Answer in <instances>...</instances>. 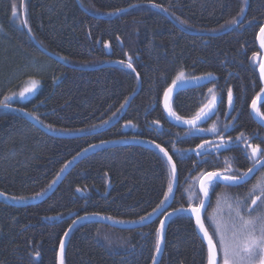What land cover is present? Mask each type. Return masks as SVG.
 <instances>
[{
    "label": "trees",
    "instance_id": "trees-1",
    "mask_svg": "<svg viewBox=\"0 0 264 264\" xmlns=\"http://www.w3.org/2000/svg\"><path fill=\"white\" fill-rule=\"evenodd\" d=\"M245 3L0 0V105L25 111L46 129L16 109H0V264H57L60 241L81 216L120 224L150 217L166 203L173 184L165 152L178 176L169 211L199 205L197 183L204 173L241 176L252 167L242 144L252 138L249 143L264 152V129L249 108L262 89L254 57L264 0H249L242 22L233 25ZM133 69L140 86L124 108L138 87ZM181 73L215 80L174 95L175 117L194 120L215 104L211 123L223 129L235 118L228 130L239 137L240 148L200 159L190 152L198 137L168 122L161 108L165 89ZM33 82L40 86L34 89ZM29 88L34 90L21 97ZM259 110L264 113V101ZM258 181L264 186V168L246 185L210 186L204 219L214 238L209 213L239 212L249 219L245 196ZM260 205L256 215H264ZM165 214L124 230L93 218L80 220L64 244L63 264H151ZM166 231L158 264H207L208 251L190 216H172Z\"/></svg>",
    "mask_w": 264,
    "mask_h": 264
},
{
    "label": "snow or ice",
    "instance_id": "snow-or-ice-1",
    "mask_svg": "<svg viewBox=\"0 0 264 264\" xmlns=\"http://www.w3.org/2000/svg\"><path fill=\"white\" fill-rule=\"evenodd\" d=\"M157 6V5H153ZM241 13H243V9H241ZM16 15V8L13 6V16ZM233 25L237 23V21L234 19L231 21ZM26 25V21H25ZM261 32H264V28H261ZM264 47V43L261 45ZM129 68L132 67L131 64L128 65ZM135 69H133L134 71ZM260 71H261V78L264 79V63L260 65ZM211 75V74H209ZM183 77V73H181L179 76H177V80H181ZM35 84V82H33ZM173 84H176V81H173ZM34 89L29 88L25 89V91L20 93L21 97H24L25 92H32ZM173 89L169 88L165 94H164V104L165 109L168 111L169 115L175 116V112L172 111L170 106V94L172 93ZM211 92L212 89H209ZM262 92H264V89H261ZM11 97H5V100H10ZM213 103H215V97H213ZM228 103L231 107L233 104V98H232V92L229 90L228 92ZM4 107H8L7 104L3 105ZM203 111V109L201 110ZM253 111L261 117V119H264V113L260 112V110L255 106V102L253 103ZM207 115V113H205ZM177 119H180L179 117H176ZM200 119L199 114L196 117V120ZM196 120H186L185 123L192 124L195 126ZM243 133H241V136ZM239 139V137L237 138ZM226 147V145H224ZM159 147V145H157ZM202 147V146H201ZM251 147V146H250ZM163 151V149H161ZM264 156V152L260 151L259 147H252V156L256 157L257 155ZM165 155L168 154L165 152ZM169 163L172 165L171 171L172 175L175 176L176 173V166L175 164H172L171 157L168 158ZM253 169L250 167L248 169V172L244 173L242 176H235V175H224L220 176L219 173H209L208 174V181L209 185L214 187L213 181L219 177L220 179L230 182V183H238V182H246V178L248 176V173H251ZM256 188H260V194L256 196L251 203L253 205H256L258 200H261V198H264V186L261 185V182H257L256 185L253 186V190ZM172 191L171 184L169 185V193ZM201 191L204 193V196H208V188L204 186L203 182L201 183ZM0 195H3L0 193ZM167 199V195L165 196ZM202 204L200 207H203ZM191 212H193L196 215L197 224L200 227V230L203 232L205 239L208 243V257H207V264H256L257 260L259 261V264H264V215H256L255 217H251L249 219H245L242 215H240L239 212H237V216L239 220L241 221V226L238 231H233L232 236L230 238H226V236L217 229L216 235L219 236V248L220 252L222 253V256L218 259V253H217V245L213 241L212 236L209 235L207 229L205 228L203 222L200 219V208H191ZM252 209H249V212H251ZM146 219V218H142ZM163 230V222H161V233ZM257 230H259V235L257 236ZM61 249H63V242H61ZM156 251L159 253L160 251V245L157 243L156 245ZM61 264H63V261L61 260Z\"/></svg>",
    "mask_w": 264,
    "mask_h": 264
},
{
    "label": "water",
    "instance_id": "water-1",
    "mask_svg": "<svg viewBox=\"0 0 264 264\" xmlns=\"http://www.w3.org/2000/svg\"><path fill=\"white\" fill-rule=\"evenodd\" d=\"M248 1V0H247ZM77 4H78V0H76ZM245 12H246V7H245ZM245 16V13L241 16V18L238 20V22L236 23L237 25H239L242 21V19L244 18ZM264 28V26L262 27ZM264 35V32H261L260 30V33L258 34L257 36V42H258V45H259V50H260V53H262V61H261V64L264 63V50H263V47L261 46L262 45V42H261V38L262 36ZM30 38L33 40L32 36H30ZM39 50L43 51L47 56H49L50 58L52 57L53 59L57 60V61H61L57 56H55L54 54H50L49 52L45 51L44 49L40 47H38ZM258 61H259V55L257 57H255V64L258 66ZM135 74V77L136 79L138 80V87L136 89V92L133 93L129 99L126 101V104L124 106V108H127L129 106V103H130V100L138 93V89H139V86H140V80H139V77L138 75L136 74V72H134ZM258 75H260V81H261V85L264 89V79L261 78V71H260V68L258 70ZM208 81H210V79H208L207 77H196V78H190V79H184L183 81H178L176 82V84L174 85L172 83L171 86H169L167 88V90L169 88H172L173 91L172 93L170 94V101L169 103L171 102V99L172 97L178 93V92H181L183 90H187V89H194L195 87H200V86H203L205 85V83H207ZM166 90V91H167ZM165 91V92H166ZM164 92V94H165ZM164 94H163V97H162V103H163V109L167 115V120L169 122H172L173 124L181 127V128H185V127H195L196 125L200 124V123H203V122H206V120L208 118H210L214 112H215V108L210 106V107H207L206 108V111L200 116V119L196 120V123H195V126H193L192 124H188V123H185V122H181L179 119L175 118L174 116L172 117L171 115H169L168 111L165 109V104H164ZM264 100V92H261V97L259 100H256L254 101L255 102V106L258 108V105L260 104L261 101ZM251 103L250 105V112H251V116L252 118H254V120L257 122V124L259 126H262L264 127V120L259 118V116L253 111V103ZM16 109L18 110L17 108L15 107H4L3 105H0V109ZM20 111V113L24 114L25 117H27V119L33 123L36 127L40 128V129H44L46 130L45 128H42L36 121L33 117H30L25 111L23 110H18ZM205 113H207V115H205ZM165 155V153H164ZM166 156V155H165ZM259 156V154H258ZM256 156L255 159L258 157ZM170 156L167 155L166 156V159L168 161V158ZM169 163V161H168ZM173 164V162H172ZM169 165L172 167V165L169 163ZM264 165V157H262V159L259 161V163H257L256 165H254L252 167L253 171L251 173H248V176L246 178V182L249 181L255 174L256 171H258V169L260 167H263ZM248 172V171H247ZM246 173V172H245ZM220 174V173H219ZM66 175V172H64L63 174H61L60 176H58L56 178V182L54 183V185L46 192V195L43 197V199H46L47 196H49L50 194L53 193V191L56 189L57 185L61 182V180L63 179V177ZM173 176V175H172ZM221 176V174H220ZM177 182H178V176H177V173H175V176H173V184H172V191L168 194V199L166 201V203L161 206L160 208H158L156 210L155 213H153L150 217L146 218L145 220L143 221H138V222H134V223H124V224H120V223H117V222H112L111 220L105 218V217H100V216H95V215H91V216H81L79 219H76L75 221H73L71 223V226L69 227V229L64 233L61 241H60V244H59V251H58V254H57V264H61V260H62V257H61V254H62V251L64 249V244L67 240V238L69 237V234L71 232V230L76 226V224L78 222H80V220H83V219H95L97 220L99 223H103L105 225H108L110 227H115V228H118V229H135V228H140V227H143L147 224H150L152 223L154 220H156V218H158L161 214H163L164 212L167 211V209L169 208V206L171 205V203L173 202V197H174V194H175V191L177 189L176 185H177ZM203 182L204 186L206 184H209V181H208V174H205V176H203L201 178V180L199 181V194L200 196L202 197V204L204 205L203 207H200L202 204L199 205V207H188V208H178L177 210H173V211H168L165 215H163V217L161 218V222H163V230H162V233H161V222L159 224V228H158V231H159V238H158V242H159V245H160V251L159 253H157L156 251V256L153 260V262L151 264H158L162 255H163V249H164V245H165V236H166V228H167V224H168V221L169 219L172 217V216H175V215H178V214H185V215H188L190 216L193 221H194V228L197 232V235L199 237L200 240H202V242L204 243V245L206 246V249L208 251V243H207V240L205 239L204 237V234L203 232L200 230V227L199 225L197 224V220H196V215L190 211L191 208H200V219L201 221L203 222V215L206 211V207L208 205V197H205L204 196V193L201 191V183ZM213 182H216V183H221L223 185H242V183H245V182H238V183H230V182H226L222 179H220L219 177H217ZM70 216H75V214H72ZM61 242H63V249H61ZM218 253V252H217Z\"/></svg>",
    "mask_w": 264,
    "mask_h": 264
},
{
    "label": "flooded vegetation",
    "instance_id": "flooded-vegetation-1",
    "mask_svg": "<svg viewBox=\"0 0 264 264\" xmlns=\"http://www.w3.org/2000/svg\"><path fill=\"white\" fill-rule=\"evenodd\" d=\"M217 108L218 107H216V109ZM217 110H216L215 114H213L209 119H207L206 122L200 124L199 126L197 125L194 129L188 128V129H191L194 132V135L198 137L199 144L195 148L190 150V152L196 154L199 159L204 155H208V153L217 154L219 151H226V148H229V147L240 148V146H241V143H240L241 141L238 139H235L234 136H230L229 130H228L230 125L235 122V118H231L230 120L228 119L226 124H225V127L223 129L220 128V125H218L216 123H211L212 119L214 118V116L217 113ZM250 115H251V112H250ZM260 127H262V126H260ZM263 129H264V127H263ZM250 140L252 141V138ZM250 140L247 139V141L244 144H242V148L244 149L242 151H243V153L245 152V150H247L249 152V156H250V158H252V162H253L252 165H254V164L258 163L259 160L262 159V156L257 155L258 157L256 159H255V157L252 156V147H256V146L252 143L250 144L249 143V142H251ZM224 145H226V147ZM263 168H264V166L261 167L256 172L254 177H256L258 172L260 170H262ZM254 177H252V179ZM252 179L250 181H252ZM250 181H248V182H250ZM248 182L243 183L242 185H246ZM242 185H231V186L232 187H238V186H242ZM231 186H227V187H231ZM259 194L260 193L258 191L253 190V191L247 192V194H246L247 196H245L247 201L249 202V204H251L250 205L251 206L250 209H252V211L250 212L251 217H253L254 215H256L260 212V211H258V208L262 209V207L260 205L261 203L263 205L262 198H261V200L257 201L256 205H253L251 203V201L256 196H258ZM230 198L235 199L236 195L232 194ZM237 202L242 203L240 197H238ZM210 218L212 219L211 225L215 229V231H214L215 234H216L217 229H219V231L221 233H223L226 236V238H230L232 236L233 231H238L240 229V226H241V221L239 220L237 213L232 212L231 214L224 215V212L219 211V212L215 213V215L213 214V216H211ZM210 234H211V232H210ZM213 239L217 243L219 256H222V253L220 252V248H219V236L216 235L215 238L213 237Z\"/></svg>",
    "mask_w": 264,
    "mask_h": 264
},
{
    "label": "bare ground",
    "instance_id": "bare-ground-1",
    "mask_svg": "<svg viewBox=\"0 0 264 264\" xmlns=\"http://www.w3.org/2000/svg\"><path fill=\"white\" fill-rule=\"evenodd\" d=\"M246 9H247V8H246ZM246 11H247V10H246ZM245 13H246V12H245ZM242 15H243V14H242ZM236 25H237V24H236ZM263 26H264V25H263ZM263 26H262V27H263ZM260 30H261V29H260ZM260 30H259V31H260ZM259 33H260V32H259ZM259 33H258V34H259ZM257 36H258V35H257ZM256 42H257V40H256ZM263 42H264V40H263ZM58 58H59V57H58ZM59 59H60V58H59ZM60 60H61V59H60ZM259 77H260V75H259ZM168 87H169V86H168ZM168 87H167V88H168ZM194 89H195V88H194ZM194 89H188V90H194ZM178 93H179V92H178ZM178 93H176V94H178ZM176 94H175V95H176ZM161 108H162V111L164 112L165 117L167 118V115H166V113H165V111H164V109H163V103H161ZM171 116H172V115H171ZM172 117H173V116H172ZM174 117H175V116H174ZM84 186H85V185H84ZM86 188H87V187H86ZM7 195H8V194H7ZM2 196H3V195H0V197H2ZM170 209H171V208H170ZM84 211H85V210H84ZM164 213H165V212H164ZM161 215H162V214H161ZM206 250H207V249H206Z\"/></svg>",
    "mask_w": 264,
    "mask_h": 264
},
{
    "label": "rangeland",
    "instance_id": "rangeland-1",
    "mask_svg": "<svg viewBox=\"0 0 264 264\" xmlns=\"http://www.w3.org/2000/svg\"><path fill=\"white\" fill-rule=\"evenodd\" d=\"M176 78H177V77H176ZM183 79H185V78L182 77L181 80H177V79H176V81H182ZM39 86H40V84H39L38 82H36V83H35V86H34V89L38 88ZM25 202H26V200H25V201H22V200H14V201H13V203H18V204H19V203H25Z\"/></svg>",
    "mask_w": 264,
    "mask_h": 264
}]
</instances>
